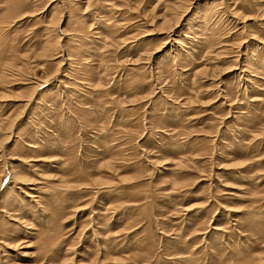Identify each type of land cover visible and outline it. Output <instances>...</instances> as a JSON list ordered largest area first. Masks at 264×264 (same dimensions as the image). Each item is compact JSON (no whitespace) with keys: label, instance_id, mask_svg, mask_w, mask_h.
<instances>
[{"label":"rangeland","instance_id":"obj_1","mask_svg":"<svg viewBox=\"0 0 264 264\" xmlns=\"http://www.w3.org/2000/svg\"><path fill=\"white\" fill-rule=\"evenodd\" d=\"M0 264H264V0H0Z\"/></svg>","mask_w":264,"mask_h":264},{"label":"bare ground","instance_id":"obj_2","mask_svg":"<svg viewBox=\"0 0 264 264\" xmlns=\"http://www.w3.org/2000/svg\"><path fill=\"white\" fill-rule=\"evenodd\" d=\"M56 44V43H55Z\"/></svg>","mask_w":264,"mask_h":264}]
</instances>
